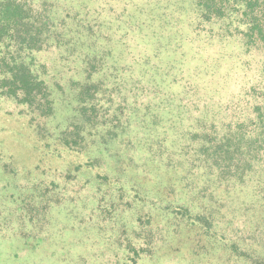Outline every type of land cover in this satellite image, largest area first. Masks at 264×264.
<instances>
[{"label":"trees","instance_id":"16d2710c","mask_svg":"<svg viewBox=\"0 0 264 264\" xmlns=\"http://www.w3.org/2000/svg\"><path fill=\"white\" fill-rule=\"evenodd\" d=\"M162 1L154 25L151 2L108 0L103 4L116 3L109 10L100 7V0H0V102L18 109L34 138L32 147L56 164L52 187L27 183L16 190L13 185L14 192L23 196L19 202L27 209L38 204L34 207L41 214L68 217L69 222L59 224L60 234L85 231L91 236L87 242L114 236L102 229L99 218L102 208L109 211L119 204L115 223L126 238L132 235L125 240L135 258L140 257L135 251L139 244L133 240H139L146 218L150 226L165 221L161 234L186 230L211 254L230 251L232 260L264 264V246L262 257L236 243L215 247L219 239L205 197L206 190L220 187L241 189L244 200L254 195L249 204L259 205L257 221L262 219L264 226V102L254 103L250 92L255 88L244 87L245 73L239 70L246 55L264 49V0ZM181 8L188 13L173 19ZM190 17L209 28L201 33L215 47L202 64L209 78L199 81V72L198 79L192 78L180 64L183 76L177 81L175 75L174 81L170 74L178 59L183 62L190 42L181 27L173 26ZM150 28H156L154 47ZM235 43L243 52H232ZM47 51L56 56L49 66L42 62ZM152 56L168 60L156 64ZM236 86L253 102L251 116L227 119L212 100L195 116L181 111L184 100L197 109L200 95L222 96ZM102 93L109 100L100 114L97 105L105 104L95 96ZM153 226L148 235L158 228ZM44 242L55 246L59 239H36L34 246Z\"/></svg>","mask_w":264,"mask_h":264},{"label":"rangeland","instance_id":"374dc122","mask_svg":"<svg viewBox=\"0 0 264 264\" xmlns=\"http://www.w3.org/2000/svg\"><path fill=\"white\" fill-rule=\"evenodd\" d=\"M105 1L108 0H100V7L102 9L111 10L117 3L116 0V3L112 2L110 4L106 2L104 5L103 3H105ZM135 1L139 3L143 1L144 4L146 2H151L152 8L154 9L151 12L152 17L150 16V18H153L152 24L155 25L156 22H158V16H155L154 12L163 4L165 5V1L160 0L162 3H160L159 0ZM182 7L189 9V6H186V4ZM119 9L123 10L125 8L119 7ZM187 13L185 9H176L173 13V19L180 18V16H182L181 14ZM160 20L163 22L162 18H160ZM196 21V19L190 17L185 20L183 24L182 21H178L175 22L173 26V28L181 27L183 29L184 35L188 37L190 42V44L187 43V45L190 46H188L189 51L186 56H183V62L178 59L176 69L170 74L171 80L175 75L177 81L183 76L179 74L180 69H178V65L180 64L184 65V74L186 73V75L192 78L198 79V72L199 81L209 78L205 73L207 69L204 70L202 64L206 65V63L203 62L205 60L204 58H212L215 47L210 40H205V34L201 33L203 31L209 33V28H203V26L198 25ZM172 22L171 20V23ZM163 23L166 24V22ZM211 27L213 28L212 31H215L217 28L216 25ZM128 32L129 31H125L123 33L128 35ZM155 32L156 28H150L148 31V39L151 47H154L157 39ZM129 36L130 35L127 37L132 43V39H130ZM232 47L234 49L232 51L233 53L243 52L241 48H238L240 46L236 43ZM199 50H201V54L199 55L200 59L198 57L196 58V52ZM167 55L168 54H166V56ZM246 57V60H242V68H239L240 71L242 70L245 73L244 77L241 79L246 83L244 85L245 88H255L254 92H250V94L255 95L254 103L259 104V102H264V96L262 95V92H264V49L259 50L257 53L246 55ZM51 59H56V56L52 52L47 51L45 55H43L42 62H44L46 66H49L52 61ZM152 59L156 64H158L159 61L165 64L168 60L164 56H152ZM197 60L202 61V63L200 64ZM244 63H246V65ZM243 66H246V68ZM176 79L173 80L176 81ZM182 82L186 83L187 78H184ZM179 83H181V81ZM73 86L74 85L70 83V87ZM139 86V84L136 85L137 88H139ZM174 87L175 86H173V89H175ZM234 88L235 87H230L229 91H225L222 96L205 97L200 95L199 100L196 102L197 109L196 107H192L193 105L189 103V101L184 100L181 111L195 116L198 113V109L203 110L209 103L211 105L212 100L219 106L220 113L224 112V116H226L227 119H229L231 115L239 116L241 114V117L243 113L251 116L250 107L253 102L247 101L249 98L243 97L242 94L244 90H239L237 86L236 89ZM176 89L180 88L176 87ZM181 97H183V95H181ZM95 98L97 100L99 98L104 104L109 100L107 93L98 94ZM105 107L106 104L104 107L99 104L97 105L100 114H102V109ZM210 107L212 108V106ZM225 109L227 111H225ZM18 114V109L4 101L0 102V222L1 220H5L7 223V225L4 223L0 225V264H133V258L139 260L136 261V264H250L248 258L239 259L236 257L235 260H232L233 257H230V251L226 253V251L223 252L221 250L217 251V253L215 252L216 254L213 252L212 254L209 253V251L206 250L209 248L202 249L197 242V238L186 230L175 236L165 233L161 234L162 232L160 233L159 230L164 229L165 224V221L162 219L157 220L158 222L156 223H158V225L153 226L152 224L153 227L158 228L152 229L150 232L151 234L148 235V229L152 226L146 222V218H143L144 228L141 236L138 237L139 240H133V245L139 244V247H135V251L138 252L140 257L135 258L134 250L127 248L128 243L125 240L131 239L132 235H128L130 238H126L115 223L119 212L118 209L120 208L119 204L114 205V209L112 208L109 211H105V209L103 210L102 208L101 218H99V220H101V224L99 225L103 227L102 229L107 230V233H113L114 236H112L110 240L106 241L101 238H94V241L87 242L86 240H88L87 237L89 235L85 231H79V234H60L58 231V227H60L59 224H66L69 220L68 217L62 219V217L59 218L57 215H52V213H55L54 211L41 214L39 209L37 208V212L34 207L38 206V204H34L32 209H27L24 206L25 204L19 202L23 196L19 198L17 193L14 192V187L16 190V187L25 186L27 183L33 185L34 188L41 187L42 185L52 187L51 181L52 177L55 176L54 167L56 165L53 164V161H50L40 154V151L37 153L32 147L34 138L31 136V130L27 127L25 120L18 117ZM220 116H222V114ZM261 157L264 158V156ZM41 182L43 183L42 185L40 184ZM232 188L233 187H220L219 191L213 190L212 188L205 191L206 200L211 203L207 206H212L213 229L215 230L216 239H219L214 245L216 248H220L219 246L226 242L236 243L241 249L252 248L255 252L253 256L262 257L260 249L264 246V226L262 224V219L260 223L257 221V216L262 211L258 207V204L250 206L249 198H253L254 195L251 197L248 195L244 200L242 198L243 191L237 187H235L234 190H232ZM79 191L80 189H76L73 192L79 193ZM81 193L82 191H80V194ZM260 196L261 195H259V197ZM199 197L201 198V195ZM255 198L256 197H254V199ZM104 203L106 205L110 204L108 202ZM121 205H123L122 202ZM29 211H31L30 214ZM44 215L49 216L46 217L45 221L42 220V216ZM51 216L53 217L51 218ZM29 219H33V222L29 223L30 226L33 225L32 227L27 225ZM79 219H82V216H80L78 220ZM113 220L114 225L110 223V221L113 222ZM45 228L46 231L41 233ZM112 229L114 232H112ZM85 234H87L86 237ZM49 236L59 239V243L52 246L44 242L36 247L34 246L36 239H45ZM25 241H28V243H24ZM199 246L201 250H199ZM252 249L250 251L251 253ZM125 252L130 254L128 259L125 256Z\"/></svg>","mask_w":264,"mask_h":264}]
</instances>
